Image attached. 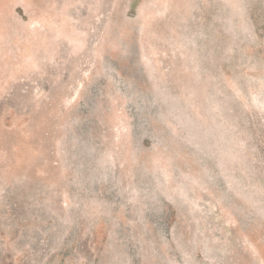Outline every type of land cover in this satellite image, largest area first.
I'll return each instance as SVG.
<instances>
[{"label": "rangeland", "instance_id": "rangeland-1", "mask_svg": "<svg viewBox=\"0 0 264 264\" xmlns=\"http://www.w3.org/2000/svg\"><path fill=\"white\" fill-rule=\"evenodd\" d=\"M0 264H264V0H0Z\"/></svg>", "mask_w": 264, "mask_h": 264}]
</instances>
